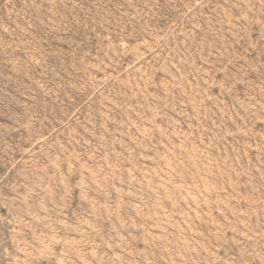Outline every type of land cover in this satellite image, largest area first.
I'll use <instances>...</instances> for the list:
<instances>
[{
  "label": "rangeland",
  "instance_id": "rangeland-1",
  "mask_svg": "<svg viewBox=\"0 0 264 264\" xmlns=\"http://www.w3.org/2000/svg\"><path fill=\"white\" fill-rule=\"evenodd\" d=\"M0 264H264V0H0Z\"/></svg>",
  "mask_w": 264,
  "mask_h": 264
}]
</instances>
